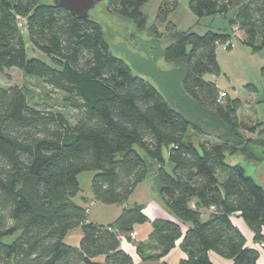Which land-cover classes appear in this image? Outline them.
<instances>
[{
	"label": "trees",
	"instance_id": "16d2710c",
	"mask_svg": "<svg viewBox=\"0 0 264 264\" xmlns=\"http://www.w3.org/2000/svg\"><path fill=\"white\" fill-rule=\"evenodd\" d=\"M146 2L107 0V8L143 31ZM177 3L164 0L160 15ZM189 9L199 18L234 10L233 32L176 30L164 50L165 60L178 65L180 93L191 109L182 105L194 119L114 55L96 18L75 16L53 2L0 0V72L19 68L42 78L65 94V106L75 112L72 119L53 105L32 104L18 85H0V264H135L121 240L148 221L144 206L125 207L107 225L89 221L87 208L74 200L81 191L79 175L88 171L94 199L106 205H125L139 183L155 177L177 221L152 222L150 242L137 248L143 260L165 257L182 239L187 257L179 264H214L211 251L230 264H258L264 186L240 162L229 164L226 158L241 154L264 162V131L239 119L240 99L226 92L219 103L217 83L203 75L220 74L218 46L231 49L237 31L252 51L263 49L264 0H189ZM23 19L31 44L53 64L27 56ZM199 116L211 119L216 125L211 128L223 127V141L196 145L186 139L191 128L206 133L193 121ZM235 213L258 247L247 245L233 222ZM181 223L189 224L185 232ZM76 227L82 230L78 246L66 242Z\"/></svg>",
	"mask_w": 264,
	"mask_h": 264
},
{
	"label": "rangeland",
	"instance_id": "374dc122",
	"mask_svg": "<svg viewBox=\"0 0 264 264\" xmlns=\"http://www.w3.org/2000/svg\"><path fill=\"white\" fill-rule=\"evenodd\" d=\"M53 1L41 0V2L50 3ZM163 2L164 0H147L143 5L141 10L147 16V26L143 31L136 29L130 19L110 12L107 8V0L98 2L91 9L90 15L103 24L105 38L114 55L124 59L134 75L155 85L173 107L183 110L190 119H194V115L188 113L182 105L191 109L190 104L185 102L184 95L180 93L182 87L180 79L178 80L180 75L178 65L176 62L165 60L164 50L173 41L171 35L176 30L191 29L199 34H204L209 29L233 32L229 19L233 16L234 10L231 9L227 16L215 14L199 18L189 9V0H178L176 6L160 15ZM21 22L19 26L24 34L27 56L53 64V60L48 55L33 47L26 31L25 20ZM242 38L243 34L237 31L233 35L234 45L231 49H227L224 45L218 46L217 59L221 68L220 74L205 73L203 78L217 83L220 90L228 93L230 99H240L242 104L239 109V119L248 126L254 127L259 124V129L264 131V123L259 122L264 121V47L260 51H252L243 43ZM0 85L6 88L18 85L26 92L32 104L53 105L73 119L75 112L65 106V94L46 84L42 78L29 76L19 68H9L0 72ZM205 117L199 116L200 120L193 121H196L206 133L198 134L191 128L186 139L193 141L196 145L205 139H210L214 143L223 141L220 138L223 136V127L211 128L210 126H216L215 123ZM243 134L246 137L248 135L258 137L257 133L244 131ZM262 136L264 137V132ZM136 149L140 150L138 146ZM163 153L167 158L168 149L164 148ZM226 161L229 164L240 162L245 167L246 174L261 183L259 170H256L259 163L254 164L241 154L227 155ZM261 164L264 167V162ZM167 168L169 169L168 166ZM88 172L93 174L91 171ZM81 182L83 185L85 177H82ZM15 238L16 235L7 236L3 238V242L10 243Z\"/></svg>",
	"mask_w": 264,
	"mask_h": 264
},
{
	"label": "crops",
	"instance_id": "0c3cea01",
	"mask_svg": "<svg viewBox=\"0 0 264 264\" xmlns=\"http://www.w3.org/2000/svg\"><path fill=\"white\" fill-rule=\"evenodd\" d=\"M253 163H259L257 164L258 168L256 170H259L260 184L264 186V167H262L261 162ZM82 177H85V182L83 184L85 186L84 188L81 182ZM92 177L93 174H89V172H83L79 175L81 191L74 198L78 204L87 208L89 221L107 225L115 221L125 207L132 206L134 204H142L144 206V213L147 215L148 221L135 225L133 231V233L136 235L135 239L125 236L121 240V247L132 255L135 264H179L182 259L187 257V254L181 248L182 239H179L176 242L175 248L172 249L168 255L158 260H143L141 255L138 253V244L150 242V235L153 231L152 222L155 219H171L177 221V218L165 206L154 176L148 177L146 180L139 183L133 194L130 196L128 202L121 206L106 205L96 201L91 192ZM232 219L235 225L238 226L244 233L247 239V245L258 247V244L254 242L253 231L247 226L243 218L240 216V213H235L232 216ZM181 225L185 232L188 229L189 224L181 223ZM81 237V227H76L75 229L68 232L66 242L71 245L78 246L80 244ZM260 250L261 253L258 259V264H264V248ZM209 254L214 264L231 263L230 260L218 255L213 251H211Z\"/></svg>",
	"mask_w": 264,
	"mask_h": 264
},
{
	"label": "water",
	"instance_id": "95a60500",
	"mask_svg": "<svg viewBox=\"0 0 264 264\" xmlns=\"http://www.w3.org/2000/svg\"><path fill=\"white\" fill-rule=\"evenodd\" d=\"M102 0H54L53 4L62 7L73 15L81 18H89L90 11Z\"/></svg>",
	"mask_w": 264,
	"mask_h": 264
},
{
	"label": "built area",
	"instance_id": "2783aa9c",
	"mask_svg": "<svg viewBox=\"0 0 264 264\" xmlns=\"http://www.w3.org/2000/svg\"><path fill=\"white\" fill-rule=\"evenodd\" d=\"M233 45H234V44H232V46H233ZM226 97H227L226 91H222V90H220V91H219V95H218V99H217V101H218L219 103H223V102L225 101V98H226ZM130 237H131L132 239H135V238H136V235H135L133 232H131V233H130ZM260 246H261V248H264V241L260 243Z\"/></svg>",
	"mask_w": 264,
	"mask_h": 264
}]
</instances>
